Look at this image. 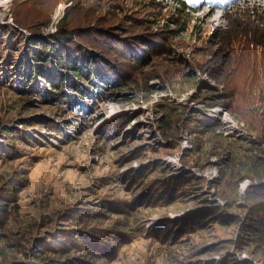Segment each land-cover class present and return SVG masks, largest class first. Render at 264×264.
Masks as SVG:
<instances>
[{"label":"rangeland","instance_id":"obj_1","mask_svg":"<svg viewBox=\"0 0 264 264\" xmlns=\"http://www.w3.org/2000/svg\"><path fill=\"white\" fill-rule=\"evenodd\" d=\"M157 2L151 11L147 0H0V23H12L13 7L22 12L47 5L49 12L41 10L48 17L41 35L54 30L64 14L95 23L97 14L104 13L100 22L112 25L132 15L146 16L143 26L129 32H146L138 39L151 36L149 31L157 37L167 28L164 43L183 57L149 50L132 67L120 50L116 60L122 68L114 65L110 74L118 72L126 84L98 82V91L81 98L88 104L81 109L71 99L40 98L24 92L20 83L0 79V140H11L0 141L5 147L0 189L11 176L21 179L0 230V245L10 254H31L47 233L86 229L88 235L94 230L110 234L106 237L116 242L97 238L102 248L92 259L100 257L99 264H231V257L234 264H264V241L240 238L249 232L243 229L247 212L229 207L251 199V188L264 182V0L230 6L206 0L194 10H177L175 0ZM175 12L184 26L179 34L173 31L179 24L169 18ZM136 39L118 41L136 50L129 44ZM210 93L219 94L207 97ZM200 111L198 120L190 121ZM6 146L13 152L6 154ZM157 163L162 168L154 175L183 173L171 186L174 195L167 197L162 190L156 201L130 209L150 184L147 171ZM140 168L143 179L130 183L129 177L122 178ZM188 178L191 184H185ZM153 183L144 194H153ZM221 207L230 215L238 212L239 223L190 222ZM123 216L131 228L114 236L112 227L123 226L115 219ZM168 221L170 226L161 229Z\"/></svg>","mask_w":264,"mask_h":264},{"label":"trees","instance_id":"obj_2","mask_svg":"<svg viewBox=\"0 0 264 264\" xmlns=\"http://www.w3.org/2000/svg\"><path fill=\"white\" fill-rule=\"evenodd\" d=\"M175 1L179 6H175L177 10L181 8L194 10L197 9L199 5L196 0ZM147 2L149 4L147 6L153 9L151 11L157 10V0H147ZM200 5L202 4L200 3ZM27 8L26 11L20 12L16 7H13L11 12L12 23H0V79H6L16 84L20 83L23 85L22 89H25L24 92L33 93L40 98H48L53 101L66 98L73 100V103L75 102L80 109L86 105V107H88V104L81 103L80 100L84 97L89 98L92 96L93 91H98L100 87L98 82H101L102 86H114L120 82L126 84V82L122 81L118 72L113 76L110 74L114 65L117 66V68L121 67V62L116 60L117 53H119L120 50L124 53V55L119 54L121 58L126 59V63L132 67L135 66L136 63H140L142 60L146 59L145 57H148L147 51L149 50L159 53L167 52L173 54L174 57L183 58L176 52L175 48L169 47L164 43V41H166V36H169L166 34L167 28L158 31L157 37L154 36L155 32L149 31L148 35L151 36L136 39L137 36L144 35L146 32L143 34L141 32L134 34L129 32V28L132 26L135 27L138 24L143 26V24L148 21L147 19H149L146 16L132 15L128 18L130 23H128L125 18H121L117 23L112 25L100 22L104 19V13H102V16L99 13L97 14L96 19L98 21L95 23L79 22L64 14V17L59 20V24L54 30L50 33L41 35V33L44 32H41L43 28L40 27H44V24L48 21V17H45L47 13L44 12H49L50 10H48L47 5L37 6V8L28 6ZM41 10L44 12H41ZM175 13V16H169V18L173 19L172 22L176 26L179 24V26L173 29V31L179 34L184 30V26L182 21L179 23L177 12ZM100 17L102 18L100 19ZM112 33H116V35ZM117 36L120 38L125 37L127 41H129V38L136 39L129 43L136 45V50L125 47L124 45L127 43L125 44L123 40L118 41L119 37ZM105 51L114 54L113 58L106 57ZM91 77L97 81H88ZM38 83H41V86H39ZM48 84L50 88L45 86ZM89 85H91L92 89L89 88ZM44 89L49 90L45 91ZM68 90H70V93H67ZM218 94L219 93H210L207 97L215 98ZM197 110L200 109L197 108ZM199 114H202V111L191 116L190 121L198 120ZM204 123L208 126V122ZM193 126L194 128H198L194 124ZM7 130L10 129L6 128L3 131L6 137L9 136ZM206 130L210 131V128ZM11 132L15 131L11 129ZM0 141L11 144L9 138ZM146 144L149 143L147 142ZM2 149L5 150V147L4 144L0 143V151ZM6 149V154L13 152L9 150L7 146ZM137 149L138 148L134 151L137 152ZM252 157L253 155H251V158ZM155 161L157 162L159 159L152 160L150 163H154ZM155 166L158 168L155 167L154 170L147 171V174H149L147 175L148 181H155V183H153V185L155 184L153 187V194H144L148 189L152 188L151 182H149V185L148 182H146L147 186H145V188H142L144 185L140 187L142 188L141 192H139V194L135 196V200L130 203V209L136 210V205L139 203H152L156 201L159 197H156L157 195L155 196V194H159L162 190L165 192L167 190V194H169L167 197L174 195V193H171V186L173 185L174 187V185L179 182L183 173L171 175L170 173L173 171H164L165 173L163 174L154 175L155 170L162 168L159 163L155 164ZM142 172L143 170L140 168L139 173L138 171H132L127 175L122 174V178L129 177L130 183L133 180L139 181L144 177V172ZM169 174L171 176H168ZM167 176L169 178H167ZM19 178L18 176L9 177L7 181L12 182H6V184L3 185L5 189H0V230L4 229L6 226V219L10 212L8 207L12 206L10 201L16 198L15 192L18 188L17 184L21 182ZM190 181L191 179L189 178L184 180V182H186L185 184H191L192 182ZM258 183V185L251 188L250 195L253 194L251 199L238 202V204L231 203L229 207L230 209L244 210L247 212L243 229L249 232H245L247 236H240V238L252 237L253 240L264 241V182L258 181ZM155 187L158 190H155ZM154 196L155 199H153ZM101 201L103 202L104 200ZM124 210L130 216H133V219H139L136 213L127 211L126 209ZM224 210H226V207L225 209L221 207L217 210H209L207 213L208 215L202 214L198 216V219L196 218L197 221L193 220L190 222H194L197 225H206L208 221L217 219L216 222L239 223L242 216L238 214V212L233 211L230 215L225 213ZM96 212L102 214L100 210ZM76 217H78V215ZM85 220L88 219L85 218ZM115 221L118 225L120 223L123 224V226L119 225V227H112V230L116 233L114 236L124 235V230L131 228L127 216L117 218ZM137 226H139L138 223ZM169 226L170 222L168 221L165 225H161L160 228L163 229ZM61 230L62 229L50 234L47 233L44 237L42 236L34 246L31 254H10V250L0 245V264H99L96 260H99L100 257L92 259L94 256L98 255L97 250L102 248L97 238H101L103 243L106 238L109 244L116 243L106 237L110 234H101L95 230L90 235L86 233V229H83V231H76L75 229H69L67 231ZM172 235H174V233H172ZM240 238H238V240L241 241L242 239ZM2 240L3 239L0 237V244ZM230 259L231 262L229 263L234 264V257Z\"/></svg>","mask_w":264,"mask_h":264},{"label":"bare ground","instance_id":"obj_3","mask_svg":"<svg viewBox=\"0 0 264 264\" xmlns=\"http://www.w3.org/2000/svg\"><path fill=\"white\" fill-rule=\"evenodd\" d=\"M212 1H219V0H212ZM211 11H212V9L210 8L207 10V13H210Z\"/></svg>","mask_w":264,"mask_h":264}]
</instances>
